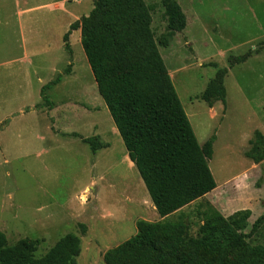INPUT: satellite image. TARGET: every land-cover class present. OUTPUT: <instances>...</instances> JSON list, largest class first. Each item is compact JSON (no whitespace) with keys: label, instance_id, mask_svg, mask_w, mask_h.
Listing matches in <instances>:
<instances>
[{"label":"rangeland","instance_id":"rangeland-1","mask_svg":"<svg viewBox=\"0 0 264 264\" xmlns=\"http://www.w3.org/2000/svg\"><path fill=\"white\" fill-rule=\"evenodd\" d=\"M177 1L187 27L160 52L199 144L215 138L208 164L217 187L181 210L188 233L198 235L211 203L224 216L250 209L244 232L252 245L263 244L264 220L251 231L264 215V160L249 154L256 133L264 136V0ZM145 2L158 40L165 8L161 0ZM93 8L94 0H0V230L9 245L35 241V257L77 234L78 264H105L109 249L137 234L138 221L160 217L137 167L125 162L81 32L69 36V51L63 39ZM249 50L246 62L230 66V57ZM223 67L226 101L210 107L202 94ZM58 76L46 89L49 106L42 88ZM79 136L109 146L94 152Z\"/></svg>","mask_w":264,"mask_h":264},{"label":"trees","instance_id":"trees-1","mask_svg":"<svg viewBox=\"0 0 264 264\" xmlns=\"http://www.w3.org/2000/svg\"><path fill=\"white\" fill-rule=\"evenodd\" d=\"M167 17L166 33L158 40L152 29V14L145 0H94L89 15L70 25L67 43L74 30L94 74L100 96L106 103L129 158L137 167L162 220L137 223L138 232L109 249L105 264H264V243L252 245L245 229L250 209L224 216L208 203L204 223L197 236H190L181 210L217 187L208 160L215 138L203 146L198 142L181 103L159 46L167 47L187 27V15L177 0H161ZM252 50L230 57V66L246 62ZM229 68L216 72L202 94L210 107L226 101L225 76ZM70 71V67L67 72ZM42 88L44 104L51 105ZM75 136H78L75 134ZM94 152L108 147L98 136L81 137ZM250 157L264 160V136L256 133ZM178 214L177 220L168 218ZM264 215L254 223L255 232ZM37 244L22 239L9 245L0 230V264H78L81 238L69 233L49 251L35 257Z\"/></svg>","mask_w":264,"mask_h":264},{"label":"crops","instance_id":"crops-1","mask_svg":"<svg viewBox=\"0 0 264 264\" xmlns=\"http://www.w3.org/2000/svg\"><path fill=\"white\" fill-rule=\"evenodd\" d=\"M25 12H22V13H19L20 15H22V14H24ZM22 21V20H21ZM20 21V22H21ZM24 26V25H23ZM74 31H79V32H81V30L80 29H78V30H74ZM71 36H73V34H71ZM82 38V37H81ZM27 60H29L28 59V57H27ZM30 61V63L32 62V60H29ZM112 130H114V132L117 134V135H119V132H118V130L114 127V126H112ZM82 137V136H81ZM42 138L43 137H39L38 139H41L42 140ZM86 138V137H85ZM81 140H82V138H80ZM83 141V140H82ZM84 142V141H83ZM107 143V142H106ZM87 144V143H86ZM108 145H109V143H108ZM91 147V146H90ZM128 152V151H127ZM124 159H125V162L129 159V162L133 165V166H135V164L131 161V159L129 158V155H128V153H127V155H126V153H125V155H124ZM136 167V166H135ZM87 188V187H86ZM86 188H84V190L83 191H86ZM154 208H155V206H154ZM154 213L156 214V208H155V211H154ZM156 216H158L157 214H156ZM159 220H162V218L161 217H159L158 218ZM159 220H156V221H159Z\"/></svg>","mask_w":264,"mask_h":264},{"label":"bare ground","instance_id":"bare-ground-1","mask_svg":"<svg viewBox=\"0 0 264 264\" xmlns=\"http://www.w3.org/2000/svg\"><path fill=\"white\" fill-rule=\"evenodd\" d=\"M171 75V74H170Z\"/></svg>","mask_w":264,"mask_h":264}]
</instances>
